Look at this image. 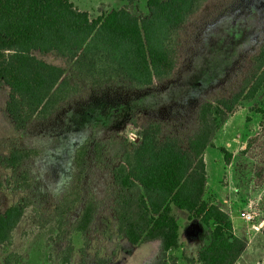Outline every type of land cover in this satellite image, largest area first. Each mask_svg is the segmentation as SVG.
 Returning a JSON list of instances; mask_svg holds the SVG:
<instances>
[{
    "label": "rangeland",
    "instance_id": "1",
    "mask_svg": "<svg viewBox=\"0 0 264 264\" xmlns=\"http://www.w3.org/2000/svg\"><path fill=\"white\" fill-rule=\"evenodd\" d=\"M90 19L125 8L138 18L147 16L146 0H69ZM182 60L175 75L149 90L126 85L85 88L52 118L31 121L16 131L5 105L8 89L0 84V214L28 202L13 232L12 245L0 246V264L10 254L16 264H61L71 247L68 264H158L160 240L132 246L116 231L112 168L122 153L138 142L139 128L160 122L167 134L185 139L196 129L198 106L228 97L244 79L249 59L264 42V0H208L180 30ZM34 56L68 72L67 62L54 54ZM87 143L81 196L66 217L58 236L50 219L57 200L74 174L75 150ZM13 149L36 153L15 171L4 160ZM204 200L216 204L232 219L234 233L245 247L235 264H264V82L251 100H241L204 153ZM26 174V188L15 176ZM96 209L89 231H71L84 204ZM250 214L247 221L241 214ZM181 249L167 255L193 257L209 242V229L174 210ZM13 261V259L11 260ZM13 264V263H12ZM176 264H184L180 259Z\"/></svg>",
    "mask_w": 264,
    "mask_h": 264
},
{
    "label": "trees",
    "instance_id": "2",
    "mask_svg": "<svg viewBox=\"0 0 264 264\" xmlns=\"http://www.w3.org/2000/svg\"><path fill=\"white\" fill-rule=\"evenodd\" d=\"M132 2L134 0H127ZM208 0H146L147 16L138 18L127 9H115L96 19L79 11L69 0H0V84L8 89L6 113L16 131L31 121L52 118L85 88L119 85L149 90L171 79L182 56L181 28ZM34 53L54 54L68 64V72L47 64ZM264 82V42L250 57L240 87L228 97L202 102L196 113V129L185 139L167 134L160 122L139 128L138 142L126 149L112 168L116 231L127 243L138 246L160 240L158 264L181 249L180 227L174 210L189 221L209 229V242L193 257L181 252L171 257L184 264H235L245 247L233 232L229 216L204 200V153L241 100H251ZM87 143L74 154L71 182L50 215L58 236L65 234L66 217L80 200ZM36 155L13 149L4 160L12 171ZM21 180V182H20ZM26 188V174L15 176ZM28 202L14 204L0 214V246H11L13 232ZM96 206L87 201L71 231L84 236L90 229ZM67 247L61 264H68ZM13 259V261H11ZM10 254L4 264H16Z\"/></svg>",
    "mask_w": 264,
    "mask_h": 264
},
{
    "label": "built area",
    "instance_id": "3",
    "mask_svg": "<svg viewBox=\"0 0 264 264\" xmlns=\"http://www.w3.org/2000/svg\"><path fill=\"white\" fill-rule=\"evenodd\" d=\"M241 217H243L247 221L252 219V216L249 213L248 214L242 213Z\"/></svg>",
    "mask_w": 264,
    "mask_h": 264
},
{
    "label": "crops",
    "instance_id": "4",
    "mask_svg": "<svg viewBox=\"0 0 264 264\" xmlns=\"http://www.w3.org/2000/svg\"><path fill=\"white\" fill-rule=\"evenodd\" d=\"M230 221H231V223H232V227H233V230H234V225H233V221H232V219L230 218ZM234 232V231H233ZM235 234V233H234ZM236 235V234H235ZM237 236V235H236ZM238 261V260H237Z\"/></svg>",
    "mask_w": 264,
    "mask_h": 264
}]
</instances>
